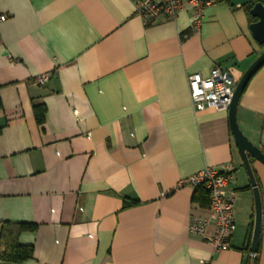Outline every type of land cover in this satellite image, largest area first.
Listing matches in <instances>:
<instances>
[{
    "label": "crops",
    "instance_id": "0c3cea01",
    "mask_svg": "<svg viewBox=\"0 0 264 264\" xmlns=\"http://www.w3.org/2000/svg\"><path fill=\"white\" fill-rule=\"evenodd\" d=\"M0 15V232L36 225L17 237L33 253L20 264H264V165L250 158L261 200L252 262L254 199L228 110L193 112L186 81L216 66L237 83L261 54L244 8L218 0L191 33L190 10L145 26L130 0H0ZM236 118L264 152V65ZM226 164L235 230L216 251L189 233L207 208L177 183Z\"/></svg>",
    "mask_w": 264,
    "mask_h": 264
},
{
    "label": "built area",
    "instance_id": "2783aa9c",
    "mask_svg": "<svg viewBox=\"0 0 264 264\" xmlns=\"http://www.w3.org/2000/svg\"><path fill=\"white\" fill-rule=\"evenodd\" d=\"M135 13L145 26L154 24L160 19L174 20L179 12L190 10L192 13L191 32L197 31L202 23L204 10L215 5L218 0H130ZM0 15V20L4 19ZM188 34L184 35L187 37ZM45 77H39L37 83L42 84ZM187 88L193 112L206 109L228 110L236 86L230 73L214 66L207 77L198 73L187 75ZM233 169L229 164L206 166L193 175L181 179L178 187L203 188L208 192L207 217L189 218L188 231L210 243L216 251L228 248V241L235 230L234 208L235 190L230 187ZM213 225L214 232L208 236L207 227ZM255 253L250 252L253 262ZM198 264H210L208 260H200Z\"/></svg>",
    "mask_w": 264,
    "mask_h": 264
},
{
    "label": "water",
    "instance_id": "95a60500",
    "mask_svg": "<svg viewBox=\"0 0 264 264\" xmlns=\"http://www.w3.org/2000/svg\"><path fill=\"white\" fill-rule=\"evenodd\" d=\"M231 7H244L251 6L249 9V15L256 21L249 25V30L253 39L260 46H264V2L263 0H229ZM264 65V50L254 60V62L243 73L239 81L236 83L233 97L228 108V121L230 131L237 147L239 155L242 160V164L247 173L250 187L253 193L254 199V224L251 238L250 251L256 253L259 236L261 231V200L258 191V187L251 169L250 158L261 162L264 165V152L252 142H250L240 131L236 112L239 99L249 82V80L255 75V73Z\"/></svg>",
    "mask_w": 264,
    "mask_h": 264
},
{
    "label": "trees",
    "instance_id": "16d2710c",
    "mask_svg": "<svg viewBox=\"0 0 264 264\" xmlns=\"http://www.w3.org/2000/svg\"><path fill=\"white\" fill-rule=\"evenodd\" d=\"M250 7L251 6L248 5L242 8L249 12ZM249 19L251 21H255V19L252 17H249ZM186 34H189V32H186L185 35ZM33 112L36 122L38 124H41L44 120L45 106L43 104H34ZM192 200L193 202L198 203L201 207L207 208L209 205L208 192L203 188H197L195 189ZM136 204H138V202L135 200H123V208H127ZM1 226L2 230L0 232V261L20 264L21 262L31 259L33 254L32 246L20 245L17 242V237L21 232L34 231L36 229V225L27 223H19L13 225L9 223H3ZM243 252L249 254L250 249L247 248Z\"/></svg>",
    "mask_w": 264,
    "mask_h": 264
}]
</instances>
